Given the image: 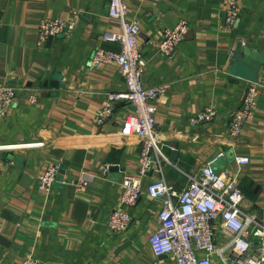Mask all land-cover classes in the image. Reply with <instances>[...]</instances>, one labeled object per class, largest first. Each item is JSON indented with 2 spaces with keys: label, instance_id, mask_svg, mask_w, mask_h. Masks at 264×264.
I'll return each instance as SVG.
<instances>
[{
  "label": "crops",
  "instance_id": "obj_1",
  "mask_svg": "<svg viewBox=\"0 0 264 264\" xmlns=\"http://www.w3.org/2000/svg\"><path fill=\"white\" fill-rule=\"evenodd\" d=\"M124 1L140 29L143 85H169L155 102L164 178L181 190L188 174L215 157L213 169L234 177L243 208L258 214L264 207V0H238L241 11L231 26L224 23V0ZM107 3L0 0V82L16 87L10 110L0 118V145H11L0 147V264L27 256L38 264H175L170 254L155 255L149 245L159 198L142 193L134 205H121L131 218L124 231L106 226L118 205L121 177L137 174L141 144L139 136L121 131L128 101L117 102L110 117L95 123L107 92L126 88L118 66L90 63L98 45L117 47L102 37L117 28ZM46 17L69 20L73 28L38 45V23ZM181 18L189 28L166 55L157 46L162 29ZM238 42L254 63L245 67L247 76L237 71ZM250 83L259 86L254 118L232 136L229 118ZM206 106L215 109L214 118L190 124L189 117ZM236 156L248 162L237 163ZM104 162L110 167L101 173ZM48 163L58 170L43 192L36 177ZM83 173L92 180L76 190L71 181ZM159 176L153 166L141 181ZM215 230L218 243L221 226Z\"/></svg>",
  "mask_w": 264,
  "mask_h": 264
},
{
  "label": "built area",
  "instance_id": "obj_2",
  "mask_svg": "<svg viewBox=\"0 0 264 264\" xmlns=\"http://www.w3.org/2000/svg\"><path fill=\"white\" fill-rule=\"evenodd\" d=\"M226 26H231L238 18L241 8L238 0H224ZM107 16L115 22L116 29L105 31L104 39L117 43L115 49L98 45L94 48L90 63L115 64L123 76L126 88L123 91H109L106 99L95 115L97 125L111 116L119 101H128L131 109L121 123L123 134L140 137V151L137 174H123L120 180L118 205L112 208L106 218V226L114 232L124 231L130 223V214L121 205H134L142 193L151 198H159L157 226L149 237L151 251L155 255L170 254L175 264H264V207L258 214L246 211L242 206L243 192L234 177L226 176L212 167L215 157L201 166L196 174L187 175V184L176 190L164 178L160 157L163 156L156 141L155 112L156 100L165 95L168 83L160 82L144 86L141 75L146 60L138 47L139 26L129 16L124 0H108ZM73 28V22L62 18H43L38 23L37 44L42 45L49 36H55ZM185 18L173 27L162 29L158 49L171 55L188 30ZM258 83H250L228 121L230 135L242 132L245 122L254 118L258 102ZM16 87L8 82H0V118L10 110L15 98ZM34 100V96H30ZM216 114L212 106L192 114L190 124L211 121ZM8 145V144H6ZM0 147H11V145ZM220 154H217L216 158ZM237 163L248 162L246 156H236ZM156 167L160 176L147 183L141 177L151 167ZM110 163L104 162L101 173L108 171ZM58 165L46 164L38 173L37 188L48 192L56 178ZM91 176L80 174L71 181L76 190L86 188ZM221 226L222 240L216 243L215 226ZM10 264H38L30 256L13 260Z\"/></svg>",
  "mask_w": 264,
  "mask_h": 264
},
{
  "label": "water",
  "instance_id": "obj_3",
  "mask_svg": "<svg viewBox=\"0 0 264 264\" xmlns=\"http://www.w3.org/2000/svg\"><path fill=\"white\" fill-rule=\"evenodd\" d=\"M51 36H49L48 38H50ZM237 52L241 53V57L239 58V61L236 62V66L238 68V72L242 75H250L248 70L245 69V67H249L250 66H254V63L252 62V56L249 52H246L244 50L240 49V42L237 43V47H236ZM51 84H56V80H51L50 81Z\"/></svg>",
  "mask_w": 264,
  "mask_h": 264
}]
</instances>
